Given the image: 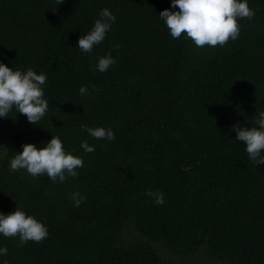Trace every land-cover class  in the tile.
I'll use <instances>...</instances> for the list:
<instances>
[{
  "label": "trees",
  "instance_id": "trees-1",
  "mask_svg": "<svg viewBox=\"0 0 264 264\" xmlns=\"http://www.w3.org/2000/svg\"><path fill=\"white\" fill-rule=\"evenodd\" d=\"M249 6L236 40L200 48L159 19L171 0H0V61L45 72L49 100L35 125L15 110L0 119V212L19 205L49 230L23 245L0 235L9 264H264V165L231 131L264 111V0ZM103 8L117 20L84 54L78 39ZM109 53L116 64L97 71ZM81 124L111 127L115 140ZM52 135L83 157L77 177L10 170L23 144Z\"/></svg>",
  "mask_w": 264,
  "mask_h": 264
},
{
  "label": "clouds",
  "instance_id": "clouds-1",
  "mask_svg": "<svg viewBox=\"0 0 264 264\" xmlns=\"http://www.w3.org/2000/svg\"><path fill=\"white\" fill-rule=\"evenodd\" d=\"M254 16L255 10L249 6V0H171V9L161 11L158 17L172 38H180L183 33L184 38H190L195 46L211 48L223 47L230 39L236 40L241 32L239 21L251 20ZM98 17L90 30L78 39L76 48L84 54L91 53L105 40L117 20L109 8L101 9ZM115 64V57L109 53L98 58L95 69L106 73ZM47 79L43 71L38 73L31 67L26 71L10 68L0 61V119H5L15 110L26 115L33 125L40 122L49 110V100L45 95ZM90 91L87 85L79 89L81 96L89 95ZM254 124L251 127L237 124L231 131L236 133L235 140L243 142L248 159L257 167L264 165V111L254 116ZM81 128L94 139L115 140L111 127L81 124ZM81 148L86 153L95 151V145H90L87 140L81 142ZM2 149L5 148L0 146ZM83 166V157L67 151L62 139L53 135L43 147L35 143L23 144L22 151L16 152L9 160L12 172L24 170L34 178L46 175L52 183H64L69 177H77ZM146 195L152 197L157 205L165 203L163 192L149 190ZM71 198L76 207L86 199L79 192L72 193ZM0 235L18 237L23 245L29 241L42 242L48 237L49 230L42 221L18 205L9 214L0 212ZM7 256L8 248L0 246V264H9Z\"/></svg>",
  "mask_w": 264,
  "mask_h": 264
}]
</instances>
